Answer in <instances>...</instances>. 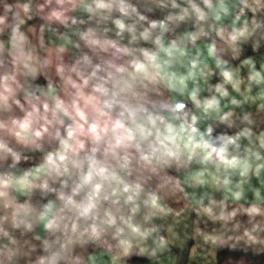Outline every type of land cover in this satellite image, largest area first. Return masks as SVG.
Segmentation results:
<instances>
[{"label":"clouds","instance_id":"9594fccd","mask_svg":"<svg viewBox=\"0 0 264 264\" xmlns=\"http://www.w3.org/2000/svg\"><path fill=\"white\" fill-rule=\"evenodd\" d=\"M0 264H264V0H0Z\"/></svg>","mask_w":264,"mask_h":264}]
</instances>
